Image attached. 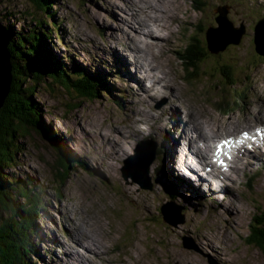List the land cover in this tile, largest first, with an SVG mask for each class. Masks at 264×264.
<instances>
[{"label": "rangeland", "instance_id": "374dc122", "mask_svg": "<svg viewBox=\"0 0 264 264\" xmlns=\"http://www.w3.org/2000/svg\"><path fill=\"white\" fill-rule=\"evenodd\" d=\"M260 1H263L260 9L253 4L256 2L249 9L238 0H227L231 4L230 25L237 31L244 27L245 32L238 44H228L225 32H216L213 39L219 44L225 43L226 48L215 52L208 48L206 33L218 26L219 4L224 0H56L55 16L72 44L68 48L57 43L61 49L59 56L64 54L67 64L73 62L71 56L80 59L82 55L87 59L80 50V45L85 44L122 57L143 78L141 84H131L132 88H128L122 107L101 96L116 106L107 108L108 104L100 106L95 101L94 108L88 111L85 102L80 110L71 111L65 102H59L61 91L58 89L59 94L47 92L43 81L32 93L41 111L38 113L64 141L66 138L67 147L78 160L84 156L91 166L77 165L59 188L54 182V173H58L56 157L32 129L26 133V148L16 152L15 165L3 166L8 176L34 179L27 180V187L34 191L30 199L37 197L42 206L41 216L36 220L35 239L44 259L39 261L35 257L37 264H264L263 252L246 239L254 215L264 208V155L252 156L254 151L246 153L250 154L244 157L246 163L242 158L245 152L241 151L242 164L237 161L228 175L218 173L220 178L225 177L224 186L220 192L211 194L212 199H205L210 191L200 190L202 183L184 181L180 185L179 203L190 213L187 216L191 222L186 227L182 225L176 233L167 228L170 225L167 222L153 221V216L161 218L159 204L165 201L143 188L129 167L132 164L129 159L141 148V140L157 138H147L144 134L165 132L166 138L158 139L161 144L169 139L176 146L174 138L182 133L180 119L188 117L187 114L190 117L191 110L199 114L202 123L205 117L220 127L221 123L232 127L236 122L235 128L221 130L232 133L260 120L256 112L259 106L264 108V54L256 51L254 42V23L264 13V0ZM29 2L1 0V25L7 26L6 9L14 12L16 28L23 25V18L29 19L33 10ZM233 8H244L247 12L233 17ZM162 18L167 21L165 28L159 25ZM147 30L160 41L167 37L166 41H152ZM165 42L169 45H163ZM192 45L195 50L203 49V63L192 65L187 57ZM44 59H47L46 53ZM130 70L135 74L132 67ZM22 85L24 96L29 93L28 85ZM113 86L118 89L117 85ZM229 120L233 123L229 124ZM190 124L194 125L189 120L183 134L187 128V139L192 146L195 140L189 134L194 128ZM61 130H67L69 135L65 136ZM179 138L183 144L184 140ZM219 138L213 137V148ZM169 140L164 147L168 154ZM152 145L156 147V143H150V149ZM249 157L255 160H247ZM173 163L168 160L166 168L171 170ZM154 170L155 166L148 167L151 175ZM251 173L260 175L249 185L246 181ZM153 186L157 194H163L155 178ZM202 195L204 199L200 198ZM18 200L21 205H29L21 196ZM209 208L214 211L210 212ZM2 216L7 214L2 212ZM81 233L97 239L103 246L101 253L96 254ZM185 236L188 241H184ZM185 242L193 248L184 246Z\"/></svg>", "mask_w": 264, "mask_h": 264}, {"label": "trees", "instance_id": "16d2710c", "mask_svg": "<svg viewBox=\"0 0 264 264\" xmlns=\"http://www.w3.org/2000/svg\"><path fill=\"white\" fill-rule=\"evenodd\" d=\"M31 1L42 11L36 14L32 10L31 17L23 18V25L19 28L15 27L14 12L9 13L6 9V28L10 36L9 51L14 79L10 93L0 108V264H37L35 257L39 261L44 259L39 251L41 248L38 239H35L36 220L41 214L42 206L38 204L37 197L30 199L34 191L28 190L27 187V180L34 179L28 176L26 179L8 176L3 167L15 165L16 152L27 146V130L36 132L37 137L42 140V145L47 148L49 146L51 149H46L56 157L54 163L58 173H54V182L59 188L66 183L77 165L83 166L74 152L67 147V142L44 120L43 115L38 113L41 111L32 97L38 83L43 81L51 93L60 90L62 86L67 92L61 94L59 102H65L66 108L70 110H77L81 105L80 102L74 103L77 98L87 105H93L101 90L110 91L106 86L107 77L99 69L93 70L92 66H86L84 61L74 60L73 65H66L64 59L57 55L53 39L59 35L64 42V37L61 35V23H58L55 16L56 0ZM188 49L187 57L192 61V65L204 62L202 48L195 50V45H192ZM45 53L47 59H44ZM25 64L28 67H25ZM28 75L30 78H27ZM22 83L28 85L29 93L25 94V97L22 93L25 89ZM70 91L76 95L68 96ZM13 191H16L17 195H13ZM18 196L28 200L29 205H21ZM2 212L7 216H2ZM246 239L264 254V208L260 209L258 215H254L251 231Z\"/></svg>", "mask_w": 264, "mask_h": 264}, {"label": "bare ground", "instance_id": "6f19581e", "mask_svg": "<svg viewBox=\"0 0 264 264\" xmlns=\"http://www.w3.org/2000/svg\"><path fill=\"white\" fill-rule=\"evenodd\" d=\"M160 21L161 22L159 23V25H161L162 28H165L166 25H167L166 19L162 18ZM0 25H1V23H0ZM4 29L8 33V30H7L6 26H4ZM146 32L149 33V37L152 38V41L155 40V41H157L159 43H163L162 41H166L165 39L167 37H165V39H163L162 41H160V39H158V37L156 38L155 35H154V33H152L151 31H148L147 30ZM157 34H158V32H157ZM159 35H160V33H159ZM139 45H141V44H139ZM151 45L152 44H149L148 46H151ZM163 45H169V43L165 42V44H163ZM135 47L133 46L134 49H137ZM161 56L164 57V55H161ZM12 73H13V63H12ZM165 73H166L165 75L168 76L169 72L166 71ZM166 85H164V86H166ZM261 108H262L263 112L261 111ZM206 111H208V110H206ZM256 113L258 114V118L260 119V120H258V122H256L251 127L250 126H246L244 129L237 130L234 133H232V132H226V131H221V130H223V129L228 130V129L235 128L237 126V123L236 122L234 123V125L232 127H228L227 126L228 124L226 125L227 126L226 127L222 123H221V127H220L219 125H217L214 122H212L211 121L212 119L210 120L209 117H205V120H203V123H202L199 120V117H200L199 114L195 113L193 110L190 111V117H189V114H187L188 117H185L183 119L182 118L180 119V123H181V127L180 128H182V133H181L180 137H182V139L185 140L183 142L187 146H189V151L186 150L185 147H183V153H182L183 154V157L184 158L186 157L185 160L187 158H193V160H194V162L196 163L197 166L203 167L206 170L205 172H203V173H201L200 175L197 176V179H201V178H206L207 177L206 181H204V180L201 181L202 183H206L205 184L206 187H203V185L201 184L199 186V189L200 190H208V191H210V193L212 195H214V193L220 192V187L222 185H224L223 184V179L220 178V176H218V174L214 173L215 168L219 169L220 166L218 164H212V162H210L207 159V157H206L207 152L209 150H213V146H214L213 137H220L221 138V144L219 146L220 147H223L224 150H225V152H228L229 150H232V147H234L233 144L236 143V140H237V138L239 136H243V134H253L254 131H252V129L256 128L257 124L258 125H261L264 128V116H263L264 115V108L262 106H259L258 111ZM230 119H232V118H230ZM189 120L194 123V125H191V124L190 125H191L192 128H194L196 130V132H194V129H193V132L189 134L191 140H194V136L195 135H196V138H197V139H195V143L192 145V146L196 147V149H197V151L195 153H193L192 150H190V144H189V141L187 139L188 138L187 128L185 130V134H183V127H185V125L188 124ZM204 123H205V125H204ZM230 123H233V121L232 120H229V124ZM179 141L180 140L177 139L175 141L174 145H176L177 143H179V145H181L180 147H182L183 144L180 143ZM199 141H200V143H198ZM249 141L250 142H253V140L251 138H249ZM225 142H227V144L229 145V147H227V145H226ZM244 143H245V141L244 142H241L242 145H244ZM177 146H178V144L176 146H174V148H176ZM235 149H237V148H235ZM233 152H234V148H233ZM216 153L219 155L220 152L218 151ZM179 155H180V151L177 150V159H178V156ZM247 155L248 154L244 153V156L242 157L245 160L246 163H247V161H246L245 158H246ZM249 158H251V159H247V160H255L254 157H249ZM238 160L242 164V159L239 157V154L237 152L236 153L234 152V154L230 158L226 157L227 163L225 165L227 167H231L232 166L231 167V169H232L233 168V165H235V163ZM235 167H237V166H235ZM182 169H183L184 172H181V174H183L184 176H185L186 173L192 175L189 172V170H188V168H187V166L185 164H182ZM167 170H168V167H167ZM227 171H229V168L226 169V171H219V174L220 175H226L225 173ZM203 175H205L206 177L203 176ZM194 177L196 178V176H194ZM213 184H214V186H213ZM216 186H218L219 188L216 189ZM127 189H128V187L126 186L125 190L127 191ZM121 224H122V222H121ZM103 230H105V229H103ZM81 235L83 237H85L86 239H88V241L93 245V251L96 254L101 253L100 250H101V248L103 246L99 243V241L97 239H95L94 237H92L89 234H82L81 233ZM97 238L100 239V240L102 239L98 235H97ZM75 258H76V260H78L77 253L75 255Z\"/></svg>", "mask_w": 264, "mask_h": 264}, {"label": "water", "instance_id": "95a60500", "mask_svg": "<svg viewBox=\"0 0 264 264\" xmlns=\"http://www.w3.org/2000/svg\"><path fill=\"white\" fill-rule=\"evenodd\" d=\"M218 10L220 12L219 16L217 17L218 26L212 29L211 31L209 30L207 33L209 46L213 51L216 52L226 48L225 43L219 44L217 42V39H213L216 32H225L227 36L224 33L223 34L224 37H227L228 44L239 43L243 33L245 32L244 27L239 28V31H237V28L232 27L230 25L228 11L226 8H220ZM234 31L238 32L236 36L233 35ZM254 41L257 45V51L261 54H264V19L260 20L259 23L255 26ZM9 43L10 36L5 31L4 27L0 25V108L4 105V102L8 94L10 93L14 79L12 73V58L11 53L9 51ZM215 48L218 49L216 50ZM88 107L90 110L93 109L91 106ZM144 154L145 155H136L134 158L132 157L130 159V161L133 160L132 165H130L129 167L133 168L132 174H135V178L141 181L142 186L144 188H150V184L146 176L148 174V165L151 161V157L146 153ZM161 212L164 216V221L170 225L178 227L179 223L184 222V215L181 213L180 208H177L173 202L162 205ZM185 241H188V239H186ZM184 246L188 248H193V246L188 242H185Z\"/></svg>", "mask_w": 264, "mask_h": 264}, {"label": "snow or ice", "instance_id": "6c2138e0", "mask_svg": "<svg viewBox=\"0 0 264 264\" xmlns=\"http://www.w3.org/2000/svg\"><path fill=\"white\" fill-rule=\"evenodd\" d=\"M223 164V162H221Z\"/></svg>", "mask_w": 264, "mask_h": 264}]
</instances>
